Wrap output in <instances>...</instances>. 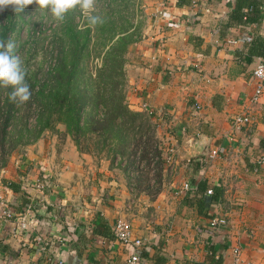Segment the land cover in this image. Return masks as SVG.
I'll return each mask as SVG.
<instances>
[{
	"label": "crops",
	"instance_id": "crops-1",
	"mask_svg": "<svg viewBox=\"0 0 264 264\" xmlns=\"http://www.w3.org/2000/svg\"><path fill=\"white\" fill-rule=\"evenodd\" d=\"M131 1L139 37L125 54V103L149 123L158 170L131 178L123 161L79 153L63 135L12 152L0 168V264H123L132 249L111 235L118 219L141 243L139 264H235V250L237 264H264V97L249 104L258 58L244 55L264 39V11L240 32L224 27L236 0ZM244 113L250 124L236 129Z\"/></svg>",
	"mask_w": 264,
	"mask_h": 264
},
{
	"label": "trees",
	"instance_id": "trees-1",
	"mask_svg": "<svg viewBox=\"0 0 264 264\" xmlns=\"http://www.w3.org/2000/svg\"><path fill=\"white\" fill-rule=\"evenodd\" d=\"M177 3L187 5L189 0H177ZM263 11L264 3L259 0H236L224 27L241 32L257 26ZM22 12L15 13L12 6L2 11L5 21L0 24V41L11 39L15 32L12 16L15 14L21 20ZM78 12H69L63 23L51 31L53 47H40L43 53L51 55L50 65L36 72L25 69L32 93L28 102L13 103L9 99L11 89L0 87V168L18 147L34 143L44 132H58L56 126L60 125L63 136L69 137L79 153L92 154L85 145L91 143L97 155L102 152L111 161H123L127 175L140 163L145 171L156 173L160 162L149 126L143 128L146 119L129 110L125 103V54L127 46L139 37L138 30L131 26L110 35L102 47H88L94 35L89 27L77 28ZM19 49L22 47H17L16 54ZM18 55L22 59L23 53ZM244 55L250 61L254 58L264 61V39L254 37L245 47ZM92 59H99V65L89 68ZM151 161L154 162L149 168ZM41 179L43 182L44 178ZM2 183L6 190L20 192L17 184ZM212 192L211 189V195ZM215 198L213 193L211 200ZM101 234L107 236L106 232ZM138 256L141 261L142 249L138 250Z\"/></svg>",
	"mask_w": 264,
	"mask_h": 264
},
{
	"label": "rangeland",
	"instance_id": "rangeland-1",
	"mask_svg": "<svg viewBox=\"0 0 264 264\" xmlns=\"http://www.w3.org/2000/svg\"><path fill=\"white\" fill-rule=\"evenodd\" d=\"M79 11V9H77ZM20 15L21 20L12 16L14 34H12L11 39L15 41L17 47H22L18 50L23 53L22 60L25 69H30L36 72L40 67L42 70L46 69L51 63V55L48 53H43L40 47H53L50 45L51 31L58 26L50 14L45 10H40L35 4L30 5L22 10ZM94 15H99L104 21L102 24H97L96 26H90L79 11L78 16L75 18V23L78 29H84L89 27L91 33L94 35L89 43L88 47H102V43H106L110 35H117L121 31L130 29L131 26L139 30V24L135 21V16L138 13H134V7L131 0H97L96 11ZM132 14L134 16V23L131 20ZM5 21L4 16H2V11H0V24ZM8 21V20H6ZM119 36V35H118ZM43 38H45L43 40ZM117 36L114 37L115 40ZM99 65V59H92L88 63L89 68ZM41 70V71H42ZM146 125H149L148 121H144ZM142 130V129H141ZM56 131L58 132H44L42 136H61L63 127L60 125L56 126ZM67 136V135H66ZM84 145V144H81ZM92 151L90 153H84L91 155L95 158H106L105 153L96 154L91 143L85 144ZM25 147V146H24ZM23 147H18L14 152H19ZM145 167L142 170L135 169L129 174H133L132 177L139 175V173H144ZM135 175V176H134ZM131 177V178H132Z\"/></svg>",
	"mask_w": 264,
	"mask_h": 264
},
{
	"label": "clouds",
	"instance_id": "clouds-1",
	"mask_svg": "<svg viewBox=\"0 0 264 264\" xmlns=\"http://www.w3.org/2000/svg\"><path fill=\"white\" fill-rule=\"evenodd\" d=\"M35 4L38 9L47 11L51 18L63 23L69 12L79 9L90 26L102 24L99 15H94L97 0H0V11L12 6L15 13ZM17 44L12 39L0 41V87L11 89L9 99L17 105L29 101L32 93L26 82L23 60L16 54Z\"/></svg>",
	"mask_w": 264,
	"mask_h": 264
},
{
	"label": "built area",
	"instance_id": "built-area-1",
	"mask_svg": "<svg viewBox=\"0 0 264 264\" xmlns=\"http://www.w3.org/2000/svg\"><path fill=\"white\" fill-rule=\"evenodd\" d=\"M196 4V0H189V5L194 7ZM234 43V41H232ZM251 80L254 84V90L253 94L249 100V104L251 106H254L255 104L258 103L259 99L264 97V61L262 59H258V62L256 63L254 70L252 72V77ZM145 113L147 116L151 115V112L143 107ZM195 110H198L199 107L195 106ZM251 117L248 114H241L236 116L234 119H232V126L235 127L236 129H241L244 128L246 129L247 126L250 124ZM214 155L210 154V157L212 158ZM154 161H151L149 168L152 167ZM256 166L257 167H264V156L261 157L256 161ZM137 170H142L143 169V163H140L139 165L136 166ZM132 175L133 174H129ZM42 185L37 184L36 188H41ZM183 190H192V187L189 186L187 183L183 185ZM207 195L211 194L210 190L206 191ZM1 215H3L5 218H9L11 214L3 210L1 212ZM29 223L27 221H19L18 226L20 228H24L26 224ZM226 224V221L224 218L219 217V218H212L208 221L207 223V228L210 231H216L220 228H223ZM111 235L116 240L118 243L122 245H129L130 248L132 249V252L127 256L123 264H139V256H138V250L139 247L141 246V243L139 240H135L131 238L130 231L128 229V225L126 224L125 221L123 220H116L115 223L113 224L111 230ZM239 251L235 250L234 251V262L235 264L239 263L240 256H239ZM56 264H64L62 261H57Z\"/></svg>",
	"mask_w": 264,
	"mask_h": 264
},
{
	"label": "water",
	"instance_id": "water-1",
	"mask_svg": "<svg viewBox=\"0 0 264 264\" xmlns=\"http://www.w3.org/2000/svg\"><path fill=\"white\" fill-rule=\"evenodd\" d=\"M199 146L201 147V151L197 152L195 155L196 156H204L205 155L206 146H207V141L199 142Z\"/></svg>",
	"mask_w": 264,
	"mask_h": 264
}]
</instances>
